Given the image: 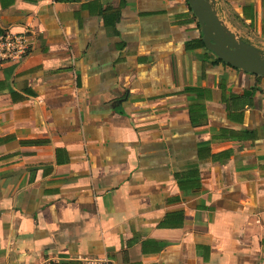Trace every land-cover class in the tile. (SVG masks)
I'll return each mask as SVG.
<instances>
[{
  "label": "crops",
  "instance_id": "obj_1",
  "mask_svg": "<svg viewBox=\"0 0 264 264\" xmlns=\"http://www.w3.org/2000/svg\"><path fill=\"white\" fill-rule=\"evenodd\" d=\"M215 9L264 41V0ZM25 29L0 67V264H264V77L199 46L189 0H0Z\"/></svg>",
  "mask_w": 264,
  "mask_h": 264
},
{
  "label": "water",
  "instance_id": "obj_2",
  "mask_svg": "<svg viewBox=\"0 0 264 264\" xmlns=\"http://www.w3.org/2000/svg\"><path fill=\"white\" fill-rule=\"evenodd\" d=\"M202 28L207 50L225 63L247 73L264 77V52L239 37L220 19L215 9L217 0H189Z\"/></svg>",
  "mask_w": 264,
  "mask_h": 264
},
{
  "label": "built area",
  "instance_id": "obj_3",
  "mask_svg": "<svg viewBox=\"0 0 264 264\" xmlns=\"http://www.w3.org/2000/svg\"><path fill=\"white\" fill-rule=\"evenodd\" d=\"M33 48L34 37L30 29L19 32L0 31V67L7 64H20L31 54ZM84 264H114V262L108 257H94L85 259Z\"/></svg>",
  "mask_w": 264,
  "mask_h": 264
},
{
  "label": "rangeland",
  "instance_id": "obj_4",
  "mask_svg": "<svg viewBox=\"0 0 264 264\" xmlns=\"http://www.w3.org/2000/svg\"><path fill=\"white\" fill-rule=\"evenodd\" d=\"M230 27V26H229ZM230 29H233V31L234 32H236L237 30H235V28L234 27H232L231 26V28ZM238 33V32H237ZM243 36V37H242ZM247 36H249V35H246L245 33H242V35L240 36L239 35V37L241 38H248ZM248 42H250V43H252V44H254V45H258L259 47H261L260 49H262V51L264 52V41H259V40H257V39H255V38H251V39H249V40H247Z\"/></svg>",
  "mask_w": 264,
  "mask_h": 264
},
{
  "label": "trees",
  "instance_id": "obj_5",
  "mask_svg": "<svg viewBox=\"0 0 264 264\" xmlns=\"http://www.w3.org/2000/svg\"><path fill=\"white\" fill-rule=\"evenodd\" d=\"M199 46H200V47H204V46H205L203 40H200ZM220 61H221V60H220Z\"/></svg>",
  "mask_w": 264,
  "mask_h": 264
}]
</instances>
